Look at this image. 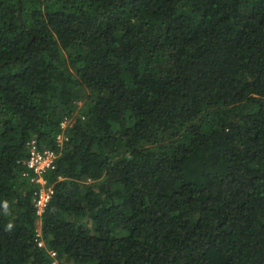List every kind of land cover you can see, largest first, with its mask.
Returning a JSON list of instances; mask_svg holds the SVG:
<instances>
[{"label":"trees","instance_id":"1","mask_svg":"<svg viewBox=\"0 0 264 264\" xmlns=\"http://www.w3.org/2000/svg\"><path fill=\"white\" fill-rule=\"evenodd\" d=\"M0 264H264V0H0Z\"/></svg>","mask_w":264,"mask_h":264},{"label":"built area","instance_id":"2","mask_svg":"<svg viewBox=\"0 0 264 264\" xmlns=\"http://www.w3.org/2000/svg\"><path fill=\"white\" fill-rule=\"evenodd\" d=\"M70 125V120H66L62 124V128L66 129ZM62 140L63 139L60 136V143L62 142ZM29 147L30 155L26 161V165L33 175V181H35L40 186V191L37 194L34 203L37 215L41 216L48 207V204L52 200V197L54 195V190L51 187H47V181L45 180L44 175L47 172L55 169L58 156L54 151L47 150L41 152L38 149L35 141H33L29 145ZM37 243L40 247L44 246V241L42 240V233L40 229H38L37 231ZM52 254L54 255V253Z\"/></svg>","mask_w":264,"mask_h":264},{"label":"rangeland","instance_id":"3","mask_svg":"<svg viewBox=\"0 0 264 264\" xmlns=\"http://www.w3.org/2000/svg\"><path fill=\"white\" fill-rule=\"evenodd\" d=\"M72 123V121H70V124Z\"/></svg>","mask_w":264,"mask_h":264}]
</instances>
